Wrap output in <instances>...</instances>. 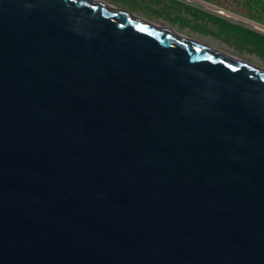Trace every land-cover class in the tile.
<instances>
[{
	"label": "water",
	"instance_id": "obj_1",
	"mask_svg": "<svg viewBox=\"0 0 264 264\" xmlns=\"http://www.w3.org/2000/svg\"><path fill=\"white\" fill-rule=\"evenodd\" d=\"M0 264H264V74L89 0H0Z\"/></svg>",
	"mask_w": 264,
	"mask_h": 264
},
{
	"label": "rangeland",
	"instance_id": "obj_2",
	"mask_svg": "<svg viewBox=\"0 0 264 264\" xmlns=\"http://www.w3.org/2000/svg\"><path fill=\"white\" fill-rule=\"evenodd\" d=\"M264 68V0H104Z\"/></svg>",
	"mask_w": 264,
	"mask_h": 264
},
{
	"label": "bare ground",
	"instance_id": "obj_3",
	"mask_svg": "<svg viewBox=\"0 0 264 264\" xmlns=\"http://www.w3.org/2000/svg\"><path fill=\"white\" fill-rule=\"evenodd\" d=\"M89 1H92V2H94L95 4H98V5H100V6H103L104 8H107V9H109V10H111V11L119 12V13H122V14H126V15H128V16H131V17H133V18H135V19H137V20H139V21H141V22H144V23H146V24H149V25L152 26V27H155V28H158V29L164 30V31H166V32H168V33H170V34H173L174 36H177V37H180V38H183V39L189 40V41H191V42H193V43L199 44V45L204 46V47H206V48H209V49H211V50H215L216 52L220 53L221 55H223V56H225V57H227V58H230V59L235 60V61H239V62L243 63L244 65H246V66H248V67H250V68H252V69H254V70H256V71L261 72V73L264 74V68H262L260 65L251 64V63H249V62L247 63V62H245V61H242V59H240V58H236V57H234V56H232V55H230V54H228V53H223V52L219 51L218 49L212 48V47H210V46H208V45H205V44H203V43H201V42H198V41H195V40H193V39H191V38H188L187 36H185V35H183V34L177 32V31H175V30H173V29H171V28H168V27H165V26L159 25V24H157V23H154V22H151V21L147 20L146 18H144V17H142V16H139V15H136V14L130 13V12H128V11L122 10V9H120V8H117L116 6H113V5L109 4L108 2H106V1H104V0H89Z\"/></svg>",
	"mask_w": 264,
	"mask_h": 264
}]
</instances>
